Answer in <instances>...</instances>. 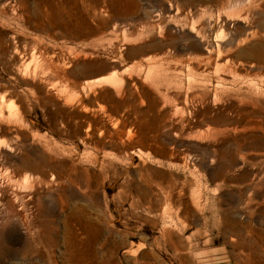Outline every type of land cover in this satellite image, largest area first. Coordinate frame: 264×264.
Returning a JSON list of instances; mask_svg holds the SVG:
<instances>
[{
	"label": "rangeland",
	"instance_id": "374dc122",
	"mask_svg": "<svg viewBox=\"0 0 264 264\" xmlns=\"http://www.w3.org/2000/svg\"><path fill=\"white\" fill-rule=\"evenodd\" d=\"M4 1L0 264H264V0Z\"/></svg>",
	"mask_w": 264,
	"mask_h": 264
},
{
	"label": "bare ground",
	"instance_id": "6f19581e",
	"mask_svg": "<svg viewBox=\"0 0 264 264\" xmlns=\"http://www.w3.org/2000/svg\"><path fill=\"white\" fill-rule=\"evenodd\" d=\"M35 1V6L38 8L40 5H48V6H53V8L56 6V0H34ZM92 2H94L95 0H90ZM78 2H85L84 0H62V3L65 5H75ZM11 3V7L15 6V7H22V1L20 0H5L4 1V6H9ZM16 9V8H15ZM16 11V10H15ZM37 14L39 13L38 10L35 11ZM47 18L51 21H55V17L53 16V12H47L46 14ZM93 15H96V12L94 10ZM104 23V21H102V24ZM202 43V42H201ZM204 50V54L202 53V61L205 62V66L203 67V72L208 73V74H212L214 75V69L216 70L218 67H220V65L225 62L228 59H226L224 61V58L222 56V54L220 53V42L217 41L215 38L210 39L204 46L203 48ZM195 62V61H194ZM202 63L201 61L196 62L195 64V68L198 70L201 66ZM194 65V64H193ZM203 66V65H202ZM190 67V66H189ZM195 68L193 70H195ZM212 76V75H211ZM91 256V255H90ZM93 257V255H92Z\"/></svg>",
	"mask_w": 264,
	"mask_h": 264
}]
</instances>
